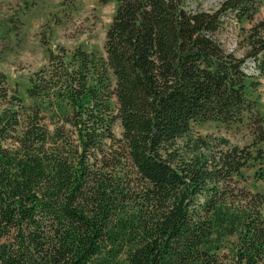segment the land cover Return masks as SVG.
<instances>
[{
	"label": "trees",
	"instance_id": "16d2710c",
	"mask_svg": "<svg viewBox=\"0 0 264 264\" xmlns=\"http://www.w3.org/2000/svg\"><path fill=\"white\" fill-rule=\"evenodd\" d=\"M116 1L104 51L51 49L31 104L0 72V264H264L256 145L194 129L248 121L264 141L244 70L264 75L261 0Z\"/></svg>",
	"mask_w": 264,
	"mask_h": 264
},
{
	"label": "rangeland",
	"instance_id": "374dc122",
	"mask_svg": "<svg viewBox=\"0 0 264 264\" xmlns=\"http://www.w3.org/2000/svg\"><path fill=\"white\" fill-rule=\"evenodd\" d=\"M222 0H208L205 8L216 6ZM117 8V1L101 0H0V72L7 76L11 90L18 91L27 105L30 79L49 65V52L63 46L68 50L82 47L87 51L103 52L106 33ZM256 21L264 18V0L260 1ZM250 26L244 22V27ZM239 25L231 21L220 38L229 51L239 50ZM239 50L238 54H241ZM245 93L263 118L264 75L249 78ZM201 135L224 136L241 147L252 148L255 159L243 170L245 186L264 194V141L257 143V126L243 123L207 122L195 125ZM115 134L121 136L120 123ZM258 151H260L258 153Z\"/></svg>",
	"mask_w": 264,
	"mask_h": 264
},
{
	"label": "built area",
	"instance_id": "2783aa9c",
	"mask_svg": "<svg viewBox=\"0 0 264 264\" xmlns=\"http://www.w3.org/2000/svg\"><path fill=\"white\" fill-rule=\"evenodd\" d=\"M252 68H248L249 70H247V72H249L250 74H257V71L253 69L254 65H251Z\"/></svg>",
	"mask_w": 264,
	"mask_h": 264
}]
</instances>
